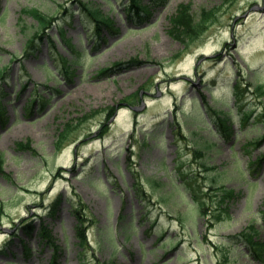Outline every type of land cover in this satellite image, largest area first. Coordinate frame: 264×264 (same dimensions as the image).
<instances>
[{
  "label": "rangeland",
  "instance_id": "1",
  "mask_svg": "<svg viewBox=\"0 0 264 264\" xmlns=\"http://www.w3.org/2000/svg\"><path fill=\"white\" fill-rule=\"evenodd\" d=\"M78 1L108 13L117 31L94 37ZM109 1L0 0L9 176L0 175V264H50L53 248L34 233L41 221L56 264H264V0H166L140 21L126 16L127 0ZM182 3L214 16L188 47L167 31ZM21 8L59 18L31 49L36 23ZM60 35L82 54L71 80L59 73L60 56L73 54ZM49 88L59 92L50 98ZM33 90L49 101L28 117ZM26 140L30 148L17 146ZM191 179L203 191L212 182L233 189L220 221L199 215ZM75 210L85 216L84 248ZM24 222L34 225L27 237ZM249 224L260 257L242 234Z\"/></svg>",
  "mask_w": 264,
  "mask_h": 264
},
{
  "label": "trees",
  "instance_id": "2",
  "mask_svg": "<svg viewBox=\"0 0 264 264\" xmlns=\"http://www.w3.org/2000/svg\"><path fill=\"white\" fill-rule=\"evenodd\" d=\"M149 2L144 3L143 0H127L125 3L126 12L129 16H134L141 20L145 19L149 14V10L153 7L162 5L165 3V0H148ZM109 2V0H107ZM66 11V10H64ZM78 11L92 19L94 32L97 36H100L101 29L106 28L110 32L114 31V23L107 13L103 12L97 6H94L91 3L86 1H78ZM21 14H29L36 22V26L32 33L31 38L28 40V48H33L36 38L41 39L45 32L56 22L58 18L48 13H44L37 8H22ZM65 14V13H64ZM67 17V16H66ZM214 16L211 11L200 9L199 13L194 14L191 10L190 4H180L175 13L169 17V29L168 33L170 36L187 46L190 42L200 37V35L207 29L208 23L212 20ZM64 41V47H71L69 41L64 39L61 36V40ZM62 58V57H61ZM80 56L74 54L71 60H67L62 58V74L65 76H70L72 74V70H69L72 63L79 62ZM2 76V74H1ZM259 91H262L261 86H257ZM34 93V92H33ZM32 106V103L28 105ZM1 111V108H0ZM114 108H110V114H113ZM31 113V112H30ZM29 113V114H30ZM28 115V114H27ZM223 125L221 129H223ZM220 129V131H221ZM67 130V129H66ZM224 130L226 127L224 126ZM18 147H29V142L17 143ZM196 151H200V149H196ZM0 174L6 176V173L3 171V159L0 154ZM216 182H212L211 187H209L210 194L205 193L203 191V198L200 196L202 190L196 181H190L189 189L193 196V199L199 204L202 215H206L208 213L213 214L215 218L221 217L222 215V205L225 201L229 200L233 197V192L231 189L225 187L223 183L216 184ZM137 192H140V189H136ZM211 202V203H210ZM214 205V207L209 206ZM76 219L78 224L75 228V235L78 240V244L80 247H83L86 244V235H85V227L83 226L84 219L81 214L76 213ZM26 229V234H29L32 230V226L30 224H26L23 226ZM38 235L43 238L45 237V241L50 243V246L53 248L52 261L51 264H56L55 257L57 255V246L55 244V240L53 239L50 231L47 226L43 223L40 224L38 229Z\"/></svg>",
  "mask_w": 264,
  "mask_h": 264
}]
</instances>
